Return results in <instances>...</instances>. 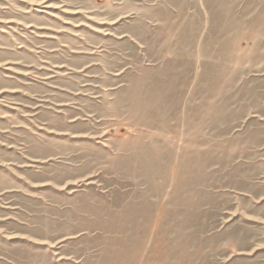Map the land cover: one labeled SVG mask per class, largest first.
Segmentation results:
<instances>
[{"label": "rangeland", "instance_id": "obj_1", "mask_svg": "<svg viewBox=\"0 0 264 264\" xmlns=\"http://www.w3.org/2000/svg\"><path fill=\"white\" fill-rule=\"evenodd\" d=\"M0 264H264V0H0Z\"/></svg>", "mask_w": 264, "mask_h": 264}, {"label": "bare ground", "instance_id": "obj_2", "mask_svg": "<svg viewBox=\"0 0 264 264\" xmlns=\"http://www.w3.org/2000/svg\"><path fill=\"white\" fill-rule=\"evenodd\" d=\"M121 19V18H120ZM78 53V52H77ZM83 53V52H82ZM149 61V60H148ZM90 65V64H89ZM89 67V66H88ZM84 70V69H83ZM89 77V76H88ZM80 92V91H79ZM62 104V103H61ZM138 105V104H137ZM147 105V104H146ZM147 107V106H146ZM145 107V108H146ZM145 110V109H144ZM125 112V111H124ZM146 113V112H145ZM135 114V113H134ZM132 116V115H131ZM127 120V119H126ZM142 120V119H141ZM120 121V120H119ZM132 122V121H131ZM141 124V123H140ZM143 124V123H142ZM71 135V134H70ZM74 135V134H73Z\"/></svg>", "mask_w": 264, "mask_h": 264}]
</instances>
